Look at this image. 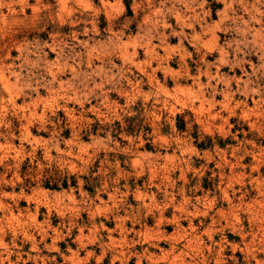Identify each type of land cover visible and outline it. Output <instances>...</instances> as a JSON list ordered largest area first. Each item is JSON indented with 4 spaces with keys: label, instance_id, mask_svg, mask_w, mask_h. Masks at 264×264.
<instances>
[{
    "label": "rangeland",
    "instance_id": "374dc122",
    "mask_svg": "<svg viewBox=\"0 0 264 264\" xmlns=\"http://www.w3.org/2000/svg\"><path fill=\"white\" fill-rule=\"evenodd\" d=\"M263 50L264 0H0V264H264Z\"/></svg>",
    "mask_w": 264,
    "mask_h": 264
},
{
    "label": "bare ground",
    "instance_id": "6f19581e",
    "mask_svg": "<svg viewBox=\"0 0 264 264\" xmlns=\"http://www.w3.org/2000/svg\"><path fill=\"white\" fill-rule=\"evenodd\" d=\"M184 24H186V23H184ZM207 29V28H206ZM255 29V28H254ZM194 35H192V37H193ZM198 36V35H197ZM194 38V37H193ZM263 38V37H262ZM257 39V38H256ZM254 41V40H253ZM259 41V40H258ZM263 42V41H262ZM260 44V43H259ZM263 48V47H262ZM264 51V50H263ZM261 53V52H260ZM263 58V57H262ZM197 78H198V76H197Z\"/></svg>",
    "mask_w": 264,
    "mask_h": 264
},
{
    "label": "trees",
    "instance_id": "16d2710c",
    "mask_svg": "<svg viewBox=\"0 0 264 264\" xmlns=\"http://www.w3.org/2000/svg\"><path fill=\"white\" fill-rule=\"evenodd\" d=\"M63 186H66V182L65 183L63 182Z\"/></svg>",
    "mask_w": 264,
    "mask_h": 264
}]
</instances>
